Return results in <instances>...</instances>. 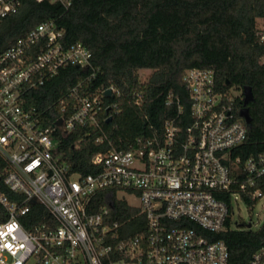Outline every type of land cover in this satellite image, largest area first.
Segmentation results:
<instances>
[{
    "label": "built area",
    "instance_id": "built-area-1",
    "mask_svg": "<svg viewBox=\"0 0 264 264\" xmlns=\"http://www.w3.org/2000/svg\"><path fill=\"white\" fill-rule=\"evenodd\" d=\"M23 1L0 0V21ZM71 65L89 72L59 99L63 114L45 123L28 96ZM97 70L91 50L67 43L53 18L0 53V182L15 194L0 189L8 215L0 221V264H228V245L217 235L231 229L233 200L252 205L264 197V151L245 158L236 153L248 133L236 105L240 94L233 87L221 90L212 67L188 68L187 113L177 99V113L162 131L139 136L128 147L112 144L92 155L90 171L73 170L58 151V129L66 134L86 127V135L98 130L95 141L102 142L108 138L103 120L118 111L108 101L119 96L117 88H89ZM108 88L112 96L104 94ZM109 188L139 209L144 228L130 234L112 218L111 207L95 206ZM129 195L139 203L131 204ZM34 203L48 217L28 228L24 217ZM246 226L237 229H252L251 221ZM245 264H264V246Z\"/></svg>",
    "mask_w": 264,
    "mask_h": 264
},
{
    "label": "trees",
    "instance_id": "trees-1",
    "mask_svg": "<svg viewBox=\"0 0 264 264\" xmlns=\"http://www.w3.org/2000/svg\"><path fill=\"white\" fill-rule=\"evenodd\" d=\"M50 18L63 27L67 43L81 42L91 50L98 70L89 88L114 86L120 92L108 100L117 103L118 111L102 122L108 136L104 141H95L98 130L86 135V127L66 134L58 129V151L73 170L90 171L92 155L112 144L128 147L139 136L162 131L164 121L177 113V99L187 113L190 101L183 74L191 67H212L221 90L251 87L247 138L236 153L245 158L264 151V28L258 27V19H264V0H72L68 8L58 2L24 0L18 11L0 21V53ZM140 69L152 70L145 81ZM88 72L75 65L62 68L30 92L29 105L41 111L45 123L55 122L63 114L59 99ZM242 95L238 110L244 106ZM0 189L15 196L1 182ZM94 204L111 207L112 218L123 222L130 234L144 228L139 209L119 198L115 189L101 191ZM32 206L30 216L24 217L28 228L48 217L44 207ZM7 216L0 203V221ZM29 217L30 224L25 222ZM217 238L228 245V264H245L264 246V225L256 230L229 228Z\"/></svg>",
    "mask_w": 264,
    "mask_h": 264
},
{
    "label": "rangeland",
    "instance_id": "rangeland-1",
    "mask_svg": "<svg viewBox=\"0 0 264 264\" xmlns=\"http://www.w3.org/2000/svg\"><path fill=\"white\" fill-rule=\"evenodd\" d=\"M258 27L264 28V19H258ZM151 69H140L138 74L141 81H145L151 73ZM234 94H240L241 90L237 87L232 88ZM128 201L131 204L137 205L139 203L138 199L133 196H127ZM234 213H232V223L231 229H237L238 227L245 228L246 224L251 221L252 230L258 229L260 226L264 225V197L260 198L254 204H248L241 198L233 200ZM239 223H244L245 225H240Z\"/></svg>",
    "mask_w": 264,
    "mask_h": 264
},
{
    "label": "water",
    "instance_id": "water-1",
    "mask_svg": "<svg viewBox=\"0 0 264 264\" xmlns=\"http://www.w3.org/2000/svg\"><path fill=\"white\" fill-rule=\"evenodd\" d=\"M227 84H229V81H226ZM242 93H243V104L244 106L241 108L240 110V115L242 117H244V119L246 120L247 124L250 123L251 117H250V113H249V109L246 106V104L253 98V93H252V89L249 85H246L242 88ZM106 96H112V88H108L105 93ZM57 124H61L62 123V118H59L56 122Z\"/></svg>",
    "mask_w": 264,
    "mask_h": 264
}]
</instances>
